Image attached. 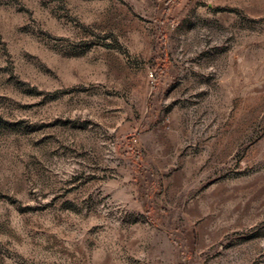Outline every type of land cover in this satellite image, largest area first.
I'll list each match as a JSON object with an SVG mask.
<instances>
[{"label":"rangeland","instance_id":"rangeland-1","mask_svg":"<svg viewBox=\"0 0 264 264\" xmlns=\"http://www.w3.org/2000/svg\"><path fill=\"white\" fill-rule=\"evenodd\" d=\"M0 264H264V0H0Z\"/></svg>","mask_w":264,"mask_h":264}]
</instances>
